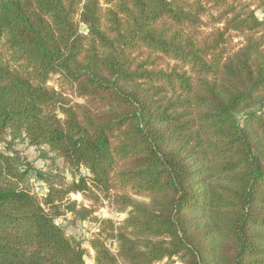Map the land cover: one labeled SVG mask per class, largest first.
I'll return each instance as SVG.
<instances>
[{
    "label": "trees",
    "instance_id": "1",
    "mask_svg": "<svg viewBox=\"0 0 264 264\" xmlns=\"http://www.w3.org/2000/svg\"><path fill=\"white\" fill-rule=\"evenodd\" d=\"M259 10L0 0V264H86L57 221L77 211L62 209L69 195L92 192L127 214L95 220L94 264H264ZM17 139L54 153L71 181L38 172L39 199L32 166L4 149Z\"/></svg>",
    "mask_w": 264,
    "mask_h": 264
},
{
    "label": "rangeland",
    "instance_id": "2",
    "mask_svg": "<svg viewBox=\"0 0 264 264\" xmlns=\"http://www.w3.org/2000/svg\"><path fill=\"white\" fill-rule=\"evenodd\" d=\"M259 19H264V10L257 12ZM82 30L86 32L85 26H82ZM234 44H239L238 38L234 39ZM261 106H257L260 109ZM264 110V107H263ZM240 118V117H239ZM5 151L12 155L17 162L23 164H30L33 168L31 173V184L36 191L39 199H42L44 194L47 193V184L39 182L38 172L46 174L47 176L55 177L58 175H52L51 171L57 170L60 176H65L67 181H71V172L68 167L63 165L61 159H59L54 153L46 149H36L30 147V145L23 139H17L13 142V145L8 144L4 147ZM95 193H89L87 197L82 194H71L64 201L63 210L67 212V207L72 203H76V213L67 212L65 217L59 219L57 223L63 227L67 237L74 241L84 242V247L87 250L86 264H94L95 253L91 248V241L98 230V224L96 219H111L116 225H120L122 221L127 218L126 213H120L113 207L110 202L103 199V195H94ZM82 210L92 212L88 217H84ZM110 245V243H109ZM112 249L115 246H111ZM161 264H169L164 261ZM173 264H181L175 262Z\"/></svg>",
    "mask_w": 264,
    "mask_h": 264
}]
</instances>
